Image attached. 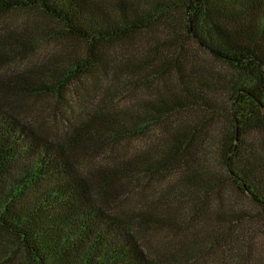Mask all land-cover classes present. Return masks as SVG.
<instances>
[{
    "label": "trees",
    "instance_id": "16d2710c",
    "mask_svg": "<svg viewBox=\"0 0 264 264\" xmlns=\"http://www.w3.org/2000/svg\"><path fill=\"white\" fill-rule=\"evenodd\" d=\"M25 10L50 25L0 34V264H257L264 0H0Z\"/></svg>",
    "mask_w": 264,
    "mask_h": 264
},
{
    "label": "rangeland",
    "instance_id": "374dc122",
    "mask_svg": "<svg viewBox=\"0 0 264 264\" xmlns=\"http://www.w3.org/2000/svg\"><path fill=\"white\" fill-rule=\"evenodd\" d=\"M28 22L29 25H32L35 28L43 29L47 28L48 25H50V21L47 20L39 11L37 10H25V11H15L8 14H3L0 16V34L2 33L3 27H15L17 26L20 28L23 23ZM53 26V25H52ZM51 26V27H52ZM68 46L69 50H74L76 48V51H80L83 47H79V45L76 42L69 41V40H63L62 46ZM56 47H60L59 44L53 43V42H44L43 45L40 46L38 49L37 56L42 57L44 55H47L48 53L58 52V49ZM61 48V47H60ZM37 57V58H38ZM25 64H28L26 59L22 62ZM21 63V64H22ZM15 69V67H12ZM4 69H9L8 66H2L0 67V72ZM50 98H44V100H48ZM253 248L254 253L252 256V263L257 264H264V239L259 238L253 242ZM218 256H220V264H229L230 260L234 262V255H226L224 254V250H220V253H218ZM210 259V258H209ZM230 259V260H228ZM218 262V261H216ZM219 264V263H218Z\"/></svg>",
    "mask_w": 264,
    "mask_h": 264
}]
</instances>
